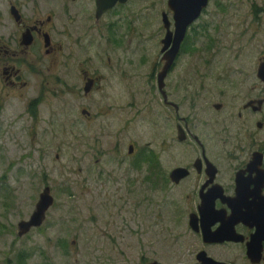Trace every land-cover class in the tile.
Here are the masks:
<instances>
[{
	"label": "flooded vegetation",
	"instance_id": "1",
	"mask_svg": "<svg viewBox=\"0 0 264 264\" xmlns=\"http://www.w3.org/2000/svg\"><path fill=\"white\" fill-rule=\"evenodd\" d=\"M169 1L0 0V96L18 94L25 108L15 120L23 115L33 124L46 95L87 100L111 78L124 90L118 99H129L141 79L163 137L159 156L149 143L129 166L143 163L149 190L179 200L187 237H177L184 247L178 260L264 264V0L239 2V30L227 33L223 57L202 20L211 0L169 56L176 36ZM154 17L160 34L151 57L140 41L153 34L140 30ZM123 153L130 158L137 149L130 143ZM163 212L151 225L163 227Z\"/></svg>",
	"mask_w": 264,
	"mask_h": 264
},
{
	"label": "rangeland",
	"instance_id": "2",
	"mask_svg": "<svg viewBox=\"0 0 264 264\" xmlns=\"http://www.w3.org/2000/svg\"><path fill=\"white\" fill-rule=\"evenodd\" d=\"M240 1L211 0L202 19L217 40L220 57L227 33L239 30L244 11ZM160 9L153 7L152 16H158ZM151 20L150 27L140 31L153 37L140 42L154 57L160 19ZM137 86L129 99H118L124 90L111 78L87 100L64 97L60 101L46 95L40 121L33 124L23 115L15 120L25 108L18 94L1 93L0 264H192L178 260L184 247L177 237L183 241L187 237L178 222L179 200H161L160 194L149 190L143 163L129 166L150 151L149 143L159 156L163 137L153 128V117L146 109L145 85ZM83 108L90 113L88 119L80 112ZM130 143L137 154L128 158L123 151ZM45 186L53 204L44 222L18 237L17 224L29 218ZM161 208L163 227L151 225Z\"/></svg>",
	"mask_w": 264,
	"mask_h": 264
},
{
	"label": "water",
	"instance_id": "3",
	"mask_svg": "<svg viewBox=\"0 0 264 264\" xmlns=\"http://www.w3.org/2000/svg\"><path fill=\"white\" fill-rule=\"evenodd\" d=\"M208 0H170L169 7L174 11L175 20V40L169 56L176 53L187 26L192 23L206 6ZM162 73L158 76L159 87L161 86ZM53 204V197L50 188L45 186L38 196L34 210L27 220H22L17 224V236L22 237L31 229L38 228L45 220L46 213ZM151 264H157L152 262ZM202 264H219L209 258L202 261Z\"/></svg>",
	"mask_w": 264,
	"mask_h": 264
}]
</instances>
